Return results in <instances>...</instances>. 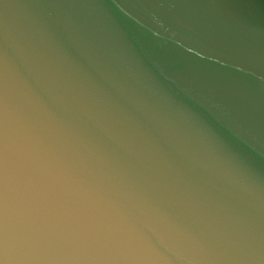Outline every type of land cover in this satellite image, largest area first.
<instances>
[{"label": "water", "instance_id": "obj_1", "mask_svg": "<svg viewBox=\"0 0 264 264\" xmlns=\"http://www.w3.org/2000/svg\"><path fill=\"white\" fill-rule=\"evenodd\" d=\"M0 264H264V0H0Z\"/></svg>", "mask_w": 264, "mask_h": 264}]
</instances>
